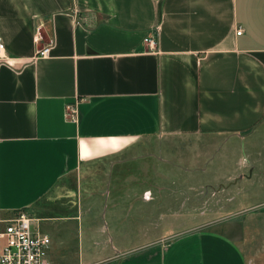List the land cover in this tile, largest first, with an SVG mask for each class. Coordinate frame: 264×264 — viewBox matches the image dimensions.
<instances>
[{"label":"crops","instance_id":"obj_1","mask_svg":"<svg viewBox=\"0 0 264 264\" xmlns=\"http://www.w3.org/2000/svg\"><path fill=\"white\" fill-rule=\"evenodd\" d=\"M149 35L156 51L144 44ZM0 38L1 220L21 210L34 217L55 264L264 263L254 247L264 234L248 232L253 221L236 225L215 209L207 227L125 256L103 224L87 225L93 239L81 228L83 214L119 216L132 198L153 200L129 179L138 159L191 179L194 164L158 158L162 150L242 138L263 125L264 0H0ZM47 41L49 54L39 57ZM70 103L76 121L65 115Z\"/></svg>","mask_w":264,"mask_h":264},{"label":"rangeland","instance_id":"obj_2","mask_svg":"<svg viewBox=\"0 0 264 264\" xmlns=\"http://www.w3.org/2000/svg\"><path fill=\"white\" fill-rule=\"evenodd\" d=\"M217 140H219L217 143H210L209 146L200 144L195 148H183L177 151V154L176 151L165 148L158 155V158L163 157L164 160L174 159L178 163H187L191 166L194 164L195 172L191 179L184 178L183 175L187 172L168 165L147 170L146 160L138 159L130 164L128 169L133 175L129 179L137 182V190L149 188V195L152 193L153 200L132 198L130 199L132 201L126 204L128 211L118 212L119 216L107 212L96 218L91 213L92 217L87 218L83 214L81 228L85 237L93 239L90 237L93 232L87 225L90 228V225L96 227L103 224L113 243L117 244L115 253L125 256L131 252H139L141 245L151 244L166 235L169 236L162 238L160 242H169L176 234L181 235L184 229L198 223L207 227L210 222V218L207 217L212 216L214 209L217 216L234 219L236 225L239 220H244L246 224L252 220L254 224L248 228L249 235L264 234V213L261 212L264 209V123L253 133L242 138ZM152 145L156 150L157 145L154 143ZM153 175L156 185L149 183ZM189 185L194 189H190ZM87 195L85 192V196ZM92 198L95 199L96 196H91L88 200ZM86 199V197L83 199L85 205ZM117 208L120 209V205ZM255 212L256 214H250ZM58 227L60 232L61 224ZM254 243L255 248L258 246L264 250V239ZM65 254L73 255L69 250ZM88 254L85 255L86 259L96 260L93 248L89 249Z\"/></svg>","mask_w":264,"mask_h":264},{"label":"built area","instance_id":"obj_3","mask_svg":"<svg viewBox=\"0 0 264 264\" xmlns=\"http://www.w3.org/2000/svg\"><path fill=\"white\" fill-rule=\"evenodd\" d=\"M37 27L35 41L39 43L41 37ZM241 29L236 31L240 34ZM52 42L40 47L36 54L39 57H47L52 47ZM144 44L150 51L157 50V40L149 35L144 38ZM5 45L0 38V65L4 62ZM65 115L71 121L77 120L76 104L70 103L65 107ZM149 198V191L145 192ZM34 217L28 215L24 210L18 211L8 220L0 219V264H55L49 260L47 252L50 243L48 234L40 232L33 226Z\"/></svg>","mask_w":264,"mask_h":264}]
</instances>
